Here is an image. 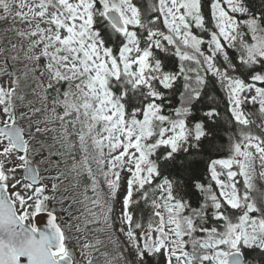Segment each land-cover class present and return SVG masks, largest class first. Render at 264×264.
Returning a JSON list of instances; mask_svg holds the SVG:
<instances>
[{
    "label": "snow or ice",
    "instance_id": "1",
    "mask_svg": "<svg viewBox=\"0 0 264 264\" xmlns=\"http://www.w3.org/2000/svg\"><path fill=\"white\" fill-rule=\"evenodd\" d=\"M261 182L264 0H0V264H264Z\"/></svg>",
    "mask_w": 264,
    "mask_h": 264
},
{
    "label": "trees",
    "instance_id": "2",
    "mask_svg": "<svg viewBox=\"0 0 264 264\" xmlns=\"http://www.w3.org/2000/svg\"><path fill=\"white\" fill-rule=\"evenodd\" d=\"M255 3H256L257 6H259L260 0H255ZM262 186H264V182H261V184H258V187H262ZM136 215H137L138 218L141 215L143 216V222L145 223V226H146L147 225L148 215H149V213L147 211V208L144 209L143 213L137 211L136 212ZM256 258H257V260H259V257L258 256Z\"/></svg>",
    "mask_w": 264,
    "mask_h": 264
},
{
    "label": "water",
    "instance_id": "3",
    "mask_svg": "<svg viewBox=\"0 0 264 264\" xmlns=\"http://www.w3.org/2000/svg\"><path fill=\"white\" fill-rule=\"evenodd\" d=\"M36 222L39 228H44L46 226L47 220L45 216H41L37 218Z\"/></svg>",
    "mask_w": 264,
    "mask_h": 264
},
{
    "label": "rangeland",
    "instance_id": "4",
    "mask_svg": "<svg viewBox=\"0 0 264 264\" xmlns=\"http://www.w3.org/2000/svg\"><path fill=\"white\" fill-rule=\"evenodd\" d=\"M119 209V206L117 205V210Z\"/></svg>",
    "mask_w": 264,
    "mask_h": 264
}]
</instances>
